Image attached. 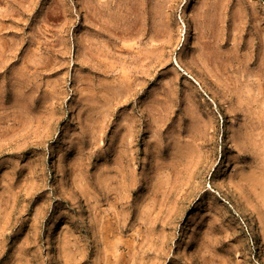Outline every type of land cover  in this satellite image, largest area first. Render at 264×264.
<instances>
[{
  "label": "rangeland",
  "instance_id": "374dc122",
  "mask_svg": "<svg viewBox=\"0 0 264 264\" xmlns=\"http://www.w3.org/2000/svg\"><path fill=\"white\" fill-rule=\"evenodd\" d=\"M0 264H264V0H0Z\"/></svg>",
  "mask_w": 264,
  "mask_h": 264
},
{
  "label": "bare ground",
  "instance_id": "6f19581e",
  "mask_svg": "<svg viewBox=\"0 0 264 264\" xmlns=\"http://www.w3.org/2000/svg\"><path fill=\"white\" fill-rule=\"evenodd\" d=\"M206 1V0H205ZM204 14V13H203ZM115 93V92H114Z\"/></svg>",
  "mask_w": 264,
  "mask_h": 264
}]
</instances>
